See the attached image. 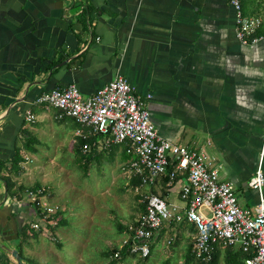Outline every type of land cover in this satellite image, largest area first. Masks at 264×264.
<instances>
[{
	"label": "crops",
	"instance_id": "crops-1",
	"mask_svg": "<svg viewBox=\"0 0 264 264\" xmlns=\"http://www.w3.org/2000/svg\"><path fill=\"white\" fill-rule=\"evenodd\" d=\"M239 1L245 15L260 18L255 42L236 38L228 0H0V160L8 165L15 150L36 163L23 167L62 153L78 158V124L33 99L69 82L89 95L120 74L150 93L161 137L207 151L238 204L251 208L261 197L264 208V0ZM258 166L259 193L248 184ZM3 181L0 264H15L21 225L35 214L16 184L7 192ZM170 184L162 196L177 201L179 181ZM215 249L217 264H229L225 249Z\"/></svg>",
	"mask_w": 264,
	"mask_h": 264
},
{
	"label": "built area",
	"instance_id": "built-area-1",
	"mask_svg": "<svg viewBox=\"0 0 264 264\" xmlns=\"http://www.w3.org/2000/svg\"><path fill=\"white\" fill-rule=\"evenodd\" d=\"M234 10V32L241 43L258 40L259 16L245 15L239 0H228ZM149 92H139L120 74L83 96L74 82L40 92L33 102L56 109V117H71L78 125L75 134H100L102 142L122 143L130 174L150 185L162 176L170 184L178 174V200H166L159 193L143 192L144 208L117 244L128 257H145L150 241L162 227L186 220L194 227L192 251L200 261L210 259L214 246H236L246 255L243 264H264V208L261 197L253 207L240 206L228 181L219 178L212 156L202 148H189L161 137L149 116ZM23 118L33 114L24 110ZM87 144H83V151ZM263 174L258 166L248 180L260 192ZM24 200L43 204L30 226L45 228L55 206L43 203V186L25 189ZM172 223V225H170ZM170 237L166 242L170 241ZM118 250L113 256H118ZM134 254V255H131ZM133 256V257H130Z\"/></svg>",
	"mask_w": 264,
	"mask_h": 264
},
{
	"label": "rangeland",
	"instance_id": "rangeland-1",
	"mask_svg": "<svg viewBox=\"0 0 264 264\" xmlns=\"http://www.w3.org/2000/svg\"><path fill=\"white\" fill-rule=\"evenodd\" d=\"M118 150L117 147L110 156L105 149H100L99 155L85 167L74 153H62L55 156L52 164L41 161L38 168L22 166L20 174L12 175L17 177L16 187L21 186L17 190L19 196L36 183L43 186V203L55 206L50 213L52 216L55 212V219L51 220L63 219L54 229L34 227V234L30 231L19 237L13 250L21 252L22 264H105L111 258V255L105 256V250L117 245L125 235L119 226L138 216L140 198L137 195L150 189L146 184H130L127 160L121 159ZM23 162L36 164L32 159ZM153 188L158 191V186ZM43 206L37 205L38 209ZM193 233L187 226L179 230L175 225L165 228L158 238L152 239L146 258H127L125 264H183ZM168 237L170 242H166Z\"/></svg>",
	"mask_w": 264,
	"mask_h": 264
},
{
	"label": "trees",
	"instance_id": "trees-1",
	"mask_svg": "<svg viewBox=\"0 0 264 264\" xmlns=\"http://www.w3.org/2000/svg\"><path fill=\"white\" fill-rule=\"evenodd\" d=\"M80 13L82 16H84V18L86 17L85 20L87 22L88 18H87L86 9L84 8V6H83V8H80ZM256 32H258L257 27L255 29V33ZM99 137H101L100 134H87L85 137L77 136L76 145H77V151H78V158H79V160H81V165H83V167H85L91 161V159H93L94 157L96 158L99 155L100 149L101 150L105 149L106 152L109 153L110 156H112L113 151H115L117 149V147H120L121 159H126V160L128 159L129 155L124 151V145L122 143H108L107 145H105L102 142L103 147H101L99 150H97L95 143H96V139ZM24 142H26V141L24 140ZM84 143L87 144V149L85 151L82 150ZM21 161H23V158L21 155H19L17 150L14 151L13 156L9 159L8 165L5 164V161L0 160V177L5 182V189L7 192H8V190L12 189V187L15 184L14 181L11 180L10 174L17 175V174H20L22 172L21 171L22 166L20 165ZM179 178H180V176H178V174H177L172 182H174L175 180H179ZM167 180H168L167 176H162V177L156 179L154 181V183L150 184L149 192L150 193H158L153 188V186H158L159 191H160L159 194L163 195L166 191H168L167 188L171 185V184H168V185L165 184ZM129 181H130V184L132 186L133 185L134 186L142 185L140 178L138 176L133 175V174H130V180ZM36 186H38L37 183L30 186V187L34 188ZM20 189H21V186L18 185L15 190H20ZM137 197L140 198V201H139L140 212L139 213H141L143 211V208H144V199L142 198L141 193H139L137 195ZM27 203L30 205V211H32V213H34L35 216L38 217V215H40V214H39V209L37 207V204L36 203L31 204L30 202H27ZM55 215L56 214L54 212L52 214V216L49 215L48 218L53 217L55 219ZM25 218L26 219L23 221L21 228H20V237H24V235L28 234L30 231L32 234H34L36 232V230H34L33 227L30 226L31 221L33 219H35V217L32 218L30 216H27ZM62 221H63V219L61 217H57L56 220L52 224H46V225L49 227V229H54L56 227V225L60 224ZM135 223H136V221L134 219L133 221L126 224L125 226H122V225H120V226L118 225V226H119V228L124 229L123 233H125V232L130 233L131 230L128 229L129 225H133ZM170 225H172V223H170ZM174 225H175V229H177V230H179L181 227L187 226L193 232L195 231L193 225L191 223H188L184 219L179 221L176 224H173V226ZM167 227H169V226H167ZM39 229H41V227H39ZM192 242H193V239L189 243V245L187 246L186 255H185L183 262H182L183 264H217V255H216L217 252H216L215 246H214V249L212 251L210 259L203 262V261H200V260L194 258L193 251H192ZM151 243L152 242L150 241V243H149L150 247H151ZM19 245H20V242H19ZM222 248L225 249L226 258L229 257V259L227 261L229 264H243V258L246 254L239 247L227 245V246H222ZM115 250H118V253H119L117 257L113 256V252ZM105 251H106V252H104L105 256L111 255V258H109L105 264H120V262H124V264H125V260L127 258H129L128 252L125 250L124 245L119 247V248L117 247V245H115V246L111 247L109 250H105ZM16 253L19 255L20 258H22V254L20 251H17ZM149 253H148V255H149ZM131 255H134V254H131ZM147 256H145V257L136 256L135 259L140 260L142 258H146ZM130 257H133V256H130ZM190 260H192V261L194 260V262H191Z\"/></svg>",
	"mask_w": 264,
	"mask_h": 264
},
{
	"label": "water",
	"instance_id": "water-1",
	"mask_svg": "<svg viewBox=\"0 0 264 264\" xmlns=\"http://www.w3.org/2000/svg\"><path fill=\"white\" fill-rule=\"evenodd\" d=\"M3 184H5L4 181H3ZM4 195H5V193H4ZM13 253H14V257H15V261H16L15 264H22V262L20 261L19 255L15 251Z\"/></svg>",
	"mask_w": 264,
	"mask_h": 264
}]
</instances>
